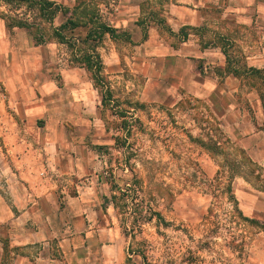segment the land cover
I'll return each instance as SVG.
<instances>
[{
  "label": "crops",
  "instance_id": "obj_1",
  "mask_svg": "<svg viewBox=\"0 0 264 264\" xmlns=\"http://www.w3.org/2000/svg\"><path fill=\"white\" fill-rule=\"evenodd\" d=\"M51 1L75 6V0ZM145 4L154 2L97 6L119 33L105 34L97 49L104 66L100 88L72 57L58 62L65 44L53 38L36 45L26 30L10 31L0 14V260L8 251L13 264H128L116 200L127 167L147 183L137 148L166 149L169 159L170 135H177L182 147L197 150L209 177L217 173L208 150L190 137L203 132L192 114L199 105L264 164L259 89L247 74L227 69L238 40L247 66L264 69V0H160L161 15ZM64 21L60 13L54 26ZM89 30L73 35L85 39ZM108 90L112 98L103 100ZM117 97L125 99L127 116L117 112ZM171 113L182 126H174ZM134 120L137 125L128 124ZM262 190L255 194L260 201L247 206L253 214L264 213Z\"/></svg>",
  "mask_w": 264,
  "mask_h": 264
},
{
  "label": "rangeland",
  "instance_id": "obj_2",
  "mask_svg": "<svg viewBox=\"0 0 264 264\" xmlns=\"http://www.w3.org/2000/svg\"><path fill=\"white\" fill-rule=\"evenodd\" d=\"M103 1L106 0H91L89 5L94 9ZM153 2L150 7L145 4L146 11L161 15L160 0ZM5 4L0 2V14L6 12ZM22 11L24 9L18 13ZM14 12L10 6L9 13ZM234 26L241 35L243 27L238 24ZM46 29L50 35V26L46 25ZM242 43L238 40L233 50V56L241 59V63L245 60L240 52ZM69 51L64 45L58 48L57 60L60 64L67 57H72ZM260 88L264 91V85ZM115 99L114 105L119 106L117 112L127 116L124 112L127 106L123 105L125 99ZM200 108L199 105L197 113L192 114L195 126L202 128L203 132L191 134L190 137L193 141L201 139L208 146L219 143L220 153L208 150L217 164V173L209 177L197 160V150L191 146L182 147L184 142H179L181 139L177 135H170L169 159L166 149L137 148V159L142 161V166L145 162L148 172L147 183L143 184L139 173V176L131 175L127 167L124 180L130 185L124 184L120 199L116 200L122 212L123 233L131 251L128 264H142L144 255L152 264H264V213L253 214L252 208L247 210V206L260 201L255 194L264 189V164L257 163L259 168L251 173L250 166L244 165L248 158L253 160L251 155L247 152L243 155L238 142L231 140L225 129L220 127V121ZM177 114L169 115L174 126L179 127L182 124L176 125L179 122ZM137 121L128 124L137 125ZM0 142H3L1 133ZM231 161L241 165L233 179L228 168ZM142 185L145 189H142ZM9 255L5 251L0 264H13Z\"/></svg>",
  "mask_w": 264,
  "mask_h": 264
},
{
  "label": "trees",
  "instance_id": "obj_3",
  "mask_svg": "<svg viewBox=\"0 0 264 264\" xmlns=\"http://www.w3.org/2000/svg\"><path fill=\"white\" fill-rule=\"evenodd\" d=\"M15 10L14 14L3 13L2 17L6 22L7 28L13 31L14 28H22L26 30L33 38L36 45H44L50 41V39H56L58 42L68 46L72 52L71 63L78 66H84L92 74L95 84L98 88L104 86L103 76V61L98 52V47L102 44L105 34H110L112 37L119 35L118 30L108 25L102 20L100 11L97 8L92 9L89 2L91 0H75V6L73 9H68L63 5L57 4L51 0H0ZM24 9V11L18 13ZM62 13L65 17V21L58 27L54 26V21L57 16ZM46 25L50 26V35ZM90 26L89 33L85 39L76 38L73 33L80 27ZM223 46L226 48L229 43L222 41ZM226 52V51H225ZM228 56V53H227ZM241 59H237L234 56L228 57L227 69L233 72L236 76L242 77L247 74L251 78V85L256 86L259 89L261 99L264 104V91L260 86L264 85V69L249 68L245 61L241 63ZM104 99H111V91H106ZM199 144L205 147L209 151L220 153L219 143L208 146L203 140H196ZM243 155H246L244 150L240 151ZM251 168V173H254L259 166L250 158L247 159V164ZM241 167L236 161H231L229 168L230 178L233 179L236 174V169ZM258 176L260 173L257 174ZM229 192L231 188L229 187ZM115 198V197H114ZM241 216L242 212L239 211ZM247 221L255 222L260 225L259 222L253 221L250 218L244 217ZM129 254L131 251L129 250ZM131 258H128V263ZM142 264H152L148 261L147 257L143 256Z\"/></svg>",
  "mask_w": 264,
  "mask_h": 264
}]
</instances>
